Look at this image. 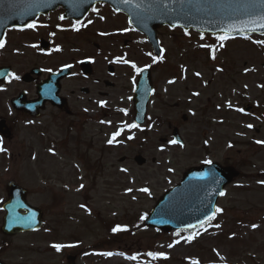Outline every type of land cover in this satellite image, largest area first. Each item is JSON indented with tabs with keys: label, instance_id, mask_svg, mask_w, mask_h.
<instances>
[{
	"label": "rangeland",
	"instance_id": "1",
	"mask_svg": "<svg viewBox=\"0 0 264 264\" xmlns=\"http://www.w3.org/2000/svg\"><path fill=\"white\" fill-rule=\"evenodd\" d=\"M59 18L55 12L44 20L59 29L52 47H60L48 54L45 75L84 60L93 73L79 70V81L63 82L71 117L51 108L37 120L16 114L10 101L37 90L20 82L0 86V118L14 134L7 141L0 135V229L10 181L27 189L29 204L45 214L41 231L11 238L0 232V260L66 264L72 256L78 264H152L151 253L156 264H264V143H257L264 142V38L221 41L164 28V55L153 59L145 38L104 6L76 33H64L70 24ZM37 38L24 45L14 39L21 69L41 63ZM44 40L40 46L50 47ZM147 67L155 94L146 125L132 128L137 69ZM95 103L98 125L83 110ZM175 130L182 147L172 143ZM209 162L239 172L218 200L215 219L188 237L144 229L160 198L191 168Z\"/></svg>",
	"mask_w": 264,
	"mask_h": 264
},
{
	"label": "water",
	"instance_id": "2",
	"mask_svg": "<svg viewBox=\"0 0 264 264\" xmlns=\"http://www.w3.org/2000/svg\"><path fill=\"white\" fill-rule=\"evenodd\" d=\"M98 4L110 5L117 13L125 14L130 25L147 37L157 57L163 55L158 30L164 26L214 36H264V28L260 27L264 23V0H0V43L8 29L24 28L41 15L62 8L65 20L82 21ZM84 65L88 67L87 63ZM69 72V68L65 69L38 86L39 98L36 102H26L24 94L13 100L14 110L38 117L48 101L60 108L65 107V100L58 98L59 82ZM9 74L8 68L0 69V82H4ZM140 75L133 104L136 123L143 125L154 87L149 69H144ZM0 134L6 139L12 136L3 119L0 120ZM173 137L183 144L177 131ZM237 176L236 170L222 169L218 164L192 168L184 175L180 185L160 199L144 226L171 233L192 231L204 225L215 217L217 200ZM6 189L9 200L2 207L6 215L1 232L11 237L38 231L43 225L42 213L28 204L27 191L14 182H9ZM68 260L72 261L70 264H75L74 258Z\"/></svg>",
	"mask_w": 264,
	"mask_h": 264
},
{
	"label": "flooded vegetation",
	"instance_id": "3",
	"mask_svg": "<svg viewBox=\"0 0 264 264\" xmlns=\"http://www.w3.org/2000/svg\"><path fill=\"white\" fill-rule=\"evenodd\" d=\"M59 14L60 18L62 17V12L59 11V12H56ZM55 14H51V15H47V16H42L40 17L37 21H35L33 24H30V25H35L34 28L32 27H26L24 29H18V28H13L12 30H9L6 32V36H5V41H4V47L3 48H0V67H4V66H7L10 68L11 70V76L8 80V83H15V82H20V84H24V85H31L33 87H37L38 84H40L42 81H45L47 80V78L53 74V73H58L59 70L62 69V67H58V69L56 71H52V72H48L46 75H45V70H47V59L49 58L48 56V53H57L60 51V47H57V48H53L52 45H53V42L56 37H57V34L59 32V29L57 28L56 29V32L51 30L49 27L50 25H48L46 22H44V20L46 18H49L51 16H53ZM59 18V21H61L63 24L65 23H69L70 26L69 28L67 29V31H65L64 33H67V32H71V33H76V29H79L80 27L84 26L85 27V24H87V20L84 21L83 23L81 24H76L74 22H71V21H64L63 19H60ZM46 33V34H45ZM48 34V35H47ZM38 36V40H35V44L34 46L38 49L39 51V59L41 58V63L39 64H36V66L34 67H31L29 68L31 65L28 64V66L26 67H23V69H21V65L20 64H17L15 62H18V59H16L17 57L20 56V53L18 50L14 51V44H15V41L14 39H16L17 37L20 38L22 41V45H24L25 43H28L30 41V37H33V36ZM17 36V37H16ZM44 36H46L49 40H48V43L50 44V47L48 49H44L43 47H41V43H44ZM59 49V50H57ZM29 50V48L27 49ZM38 55L37 53H35V56ZM36 58V57H34ZM9 60V61H8ZM8 61V63H5V62ZM92 63H90V72H85V68L82 66V65H75L74 63H70V67H71V75L69 78H71L72 76H75L78 81L80 80V77L78 76L79 75V70H80V73H82L83 75L85 76H90L92 73H93V66H91ZM77 66V67H76ZM40 68L41 69V75L40 76H33L32 78H29V80L31 81V83H24V80H22V77L24 75H26L28 72H31L32 70L36 69V68ZM45 67V68H44ZM26 68V70H24ZM29 68V69H28ZM28 69V70H27ZM19 72H18V71ZM21 74V72H23ZM92 72V73H91ZM85 80V79H84ZM7 83V84H8ZM6 84V85H7ZM61 93L60 95L64 97L63 93H64V89H63V86L61 88ZM23 92V91H21ZM20 92V93H21ZM83 95L85 96H88L89 95V91H81ZM19 93V94H20ZM17 96V95H16ZM15 96V97H16ZM27 98L29 100H35L36 99V95L35 97H29V95L27 94ZM66 98V97H64ZM67 99V98H66ZM80 101H83V99H81ZM69 102V101H68ZM48 109L51 108V109H54L56 111H58L57 109H55L51 104H48ZM85 110L86 112V115H85V118L88 117V120L91 122V123H94L96 125H98L100 123V120H99V116H100V112H99V109L97 107V104L95 103L94 106H92V109L90 108H85L83 109ZM60 111H63L64 113H66V115H68L69 117H71V114L74 112L72 110H60ZM59 111V112H60ZM9 126L12 128L11 124H9Z\"/></svg>",
	"mask_w": 264,
	"mask_h": 264
},
{
	"label": "snow or ice",
	"instance_id": "4",
	"mask_svg": "<svg viewBox=\"0 0 264 264\" xmlns=\"http://www.w3.org/2000/svg\"><path fill=\"white\" fill-rule=\"evenodd\" d=\"M60 19H64V17H61ZM262 19H264V18H262ZM29 27H32V28H34L35 27V25H29ZM260 27L261 28H264V23H261L260 24ZM76 30H79V29H76ZM220 39H221V41H223L225 38L224 37H220ZM221 46L223 47V44H221ZM4 47V44L3 43H0V48H3ZM57 50H59V49H57ZM212 58L213 59H215L216 57H215V55H213L212 56ZM153 59H155V57H153ZM124 63H129L127 60H125V61H123ZM133 68H136V65L133 63L132 65H131ZM137 71L138 72H140V71H142L141 69H137ZM196 75H200L199 73H196ZM194 95H199V93H194ZM106 102H101V106H104V104H105ZM229 107H231V105H229ZM239 111H243L242 109H238ZM132 127H137V125H132ZM248 127H252L251 125H248ZM118 135H120V133L119 132H117V133H115L114 135H113V137H112V139H110L108 142H109V144H112L114 141H115V139H116V136H118ZM172 143L173 144H177V143H179L178 141H176V140H173L172 141ZM257 143H264V142H261V141H257ZM3 149L2 148H0V151H2ZM129 191H131L130 189H129ZM141 191H144V192H148L149 190L148 189H141ZM221 195H224V193H221ZM217 211H222L221 209H217ZM121 230H126V229H120V228H115V229H113V231L115 232V231H121ZM52 247H54L57 251H60L61 250V248L63 247L62 245H58V244H55V245H53ZM108 255H111V254H108ZM150 255H152L151 253H150Z\"/></svg>",
	"mask_w": 264,
	"mask_h": 264
},
{
	"label": "trees",
	"instance_id": "5",
	"mask_svg": "<svg viewBox=\"0 0 264 264\" xmlns=\"http://www.w3.org/2000/svg\"><path fill=\"white\" fill-rule=\"evenodd\" d=\"M184 235L190 236V233H184ZM151 260L155 263L154 258H151Z\"/></svg>",
	"mask_w": 264,
	"mask_h": 264
}]
</instances>
